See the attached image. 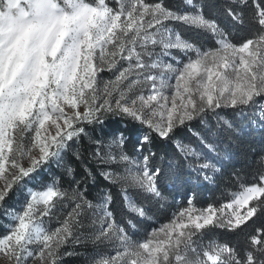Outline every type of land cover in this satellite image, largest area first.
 Here are the masks:
<instances>
[{
    "label": "snow or ice",
    "instance_id": "1",
    "mask_svg": "<svg viewBox=\"0 0 264 264\" xmlns=\"http://www.w3.org/2000/svg\"><path fill=\"white\" fill-rule=\"evenodd\" d=\"M218 6L243 39L204 0H0L4 264H61L89 243L115 255L84 264H264V0ZM255 132L251 163L231 176L241 191L221 206L231 212L218 218L209 205L194 214L199 189L247 157ZM185 186L189 207L145 227L143 241L111 207L118 188L129 213L145 217L147 202ZM91 187L99 191L89 199ZM216 229L236 239L202 250L198 239Z\"/></svg>",
    "mask_w": 264,
    "mask_h": 264
},
{
    "label": "trees",
    "instance_id": "2",
    "mask_svg": "<svg viewBox=\"0 0 264 264\" xmlns=\"http://www.w3.org/2000/svg\"><path fill=\"white\" fill-rule=\"evenodd\" d=\"M169 2L178 3L182 2V0H169ZM204 2L206 13L217 18L218 22L222 27L225 28V30H231L233 36L236 39H243L246 36V31L235 27L231 18L228 17L224 13L223 9L218 6L220 0H204ZM249 2L251 3V0H249ZM114 4L115 0H113V6ZM249 11H252V9L250 8ZM183 32L185 36L193 42H196L198 44H205L207 47H211L212 41L208 40L207 36L201 29L184 26ZM115 127H123V125L112 124L109 126L110 129ZM245 140L246 142L243 145L244 149L242 151L247 154V157L245 158L244 155L238 157V162L235 164L234 168L229 167L225 169L223 176H214L212 182H208L206 187H201L197 194L196 200L193 201L194 208L205 209L208 208L209 205H212L216 213H221L225 209V207L221 208V206L228 204L233 198V194H237L241 191L239 183L235 182L231 178L232 173L241 170L242 165L251 163L252 152H248V149L250 148L252 151L257 150L261 144L262 137L259 132H255L251 136L246 137ZM82 143H86V141ZM77 172L81 173L82 169L77 167ZM63 179L68 181L71 178L64 176ZM77 179H79V176H77ZM99 180L102 181V183H100L99 185V188H103L108 184L107 181L103 180V177H99ZM97 191H99L98 188L91 187L90 192L92 193V195L89 197V199H92V197L96 195ZM112 192L113 205L111 207L113 208L115 215L122 221L132 219L134 224H138V228L133 230V233L135 234L133 236L138 237L142 233H145L144 228L148 225L159 226L161 224L169 222L172 219L173 215L176 214L179 210L189 207L186 202V194L191 195L192 189L191 186H185L167 192L165 193L166 201L161 202V204L156 203L155 201L147 202L145 206L147 215L145 217H136L135 214L129 213V210L125 208L121 203V196L119 194L118 188H112ZM140 221H143L142 225L139 223ZM130 233L132 234V232ZM193 239H197V237L194 236ZM227 239L234 240L236 239V237L232 236L230 233H227L225 229H216L214 232L200 236L197 242L201 248L209 242L216 241L219 243H223L224 240Z\"/></svg>",
    "mask_w": 264,
    "mask_h": 264
},
{
    "label": "rangeland",
    "instance_id": "3",
    "mask_svg": "<svg viewBox=\"0 0 264 264\" xmlns=\"http://www.w3.org/2000/svg\"><path fill=\"white\" fill-rule=\"evenodd\" d=\"M173 55L175 56V53H173ZM176 59H180V56H176ZM173 63H174V61H173ZM104 78L105 79H110L111 78V74L108 73L107 75H105ZM25 136H27V133H25ZM52 168H56V165L53 164L52 165ZM44 170L48 172L49 171V168H45ZM65 187H67V186H65ZM17 199H19V193H17L15 196H13V200H17ZM205 209H207V208H205ZM200 210H202V209H196V212L194 214H199ZM229 212H231V209H229L227 207H225V209L221 213H216V211H215L216 217H218V218H220V217H226ZM59 215L62 216L63 215V212H61ZM39 219L42 221V224H41L42 227L47 228V227L50 226L49 221L47 220L46 217L41 216V217H39ZM169 222H166V223L161 224L159 226H153V227H162V226L168 224ZM54 223H55V221L53 220L52 221V224H54ZM129 234L132 235L131 233H129ZM145 234L146 233H142L138 237L133 236V239L134 240H138V241H143V239L145 237ZM209 244H210V242L207 243L205 246L201 247V249L204 250V251H207L208 250L207 246ZM68 251L69 252H72L74 250L69 246L68 247ZM75 252L77 254L65 256L63 258L61 264H84V262H85V260H86V258L88 256H93L97 252H100V253L105 254V257L106 258L112 257V256L115 255V252L113 250V246L112 245H108V246H95V245H92L91 243H89L87 246L77 245L75 247ZM201 258L202 259H206L205 257H201ZM96 259H101V256H96ZM0 264H4L3 257H0ZM209 264H210V262H209Z\"/></svg>",
    "mask_w": 264,
    "mask_h": 264
}]
</instances>
